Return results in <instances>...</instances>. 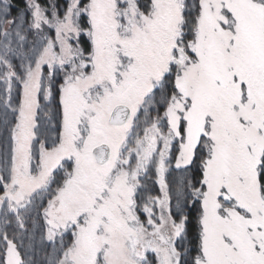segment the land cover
Segmentation results:
<instances>
[{
    "label": "snow or ice",
    "instance_id": "1",
    "mask_svg": "<svg viewBox=\"0 0 264 264\" xmlns=\"http://www.w3.org/2000/svg\"><path fill=\"white\" fill-rule=\"evenodd\" d=\"M0 264H264V0H0Z\"/></svg>",
    "mask_w": 264,
    "mask_h": 264
}]
</instances>
